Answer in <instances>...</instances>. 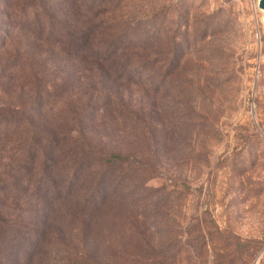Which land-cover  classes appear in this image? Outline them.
Masks as SVG:
<instances>
[{
    "label": "rangeland",
    "instance_id": "obj_1",
    "mask_svg": "<svg viewBox=\"0 0 264 264\" xmlns=\"http://www.w3.org/2000/svg\"><path fill=\"white\" fill-rule=\"evenodd\" d=\"M263 15L0 0V264H264Z\"/></svg>",
    "mask_w": 264,
    "mask_h": 264
},
{
    "label": "trees",
    "instance_id": "obj_2",
    "mask_svg": "<svg viewBox=\"0 0 264 264\" xmlns=\"http://www.w3.org/2000/svg\"><path fill=\"white\" fill-rule=\"evenodd\" d=\"M53 138H54V141H51L50 146H53V148L55 149V147H59L61 145V139H60V136L53 137ZM54 149H53V151H54ZM74 152L72 154V160L75 158ZM51 155H53V154H51ZM49 159H51V161H53L54 156L49 157ZM76 160L78 161V156H76Z\"/></svg>",
    "mask_w": 264,
    "mask_h": 264
},
{
    "label": "water",
    "instance_id": "obj_3",
    "mask_svg": "<svg viewBox=\"0 0 264 264\" xmlns=\"http://www.w3.org/2000/svg\"><path fill=\"white\" fill-rule=\"evenodd\" d=\"M259 1V6L261 7V9L264 12V0H258Z\"/></svg>",
    "mask_w": 264,
    "mask_h": 264
},
{
    "label": "bare ground",
    "instance_id": "obj_4",
    "mask_svg": "<svg viewBox=\"0 0 264 264\" xmlns=\"http://www.w3.org/2000/svg\"><path fill=\"white\" fill-rule=\"evenodd\" d=\"M264 13V12H263ZM262 20H263V23H264V15H263V18H262Z\"/></svg>",
    "mask_w": 264,
    "mask_h": 264
}]
</instances>
